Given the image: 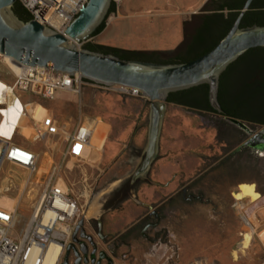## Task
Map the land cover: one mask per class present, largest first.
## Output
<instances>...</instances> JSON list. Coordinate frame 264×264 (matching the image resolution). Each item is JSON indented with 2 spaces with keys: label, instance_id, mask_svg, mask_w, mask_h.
Masks as SVG:
<instances>
[{
  "label": "rangeland",
  "instance_id": "374dc122",
  "mask_svg": "<svg viewBox=\"0 0 264 264\" xmlns=\"http://www.w3.org/2000/svg\"><path fill=\"white\" fill-rule=\"evenodd\" d=\"M202 1L189 7L188 0H119L105 27L132 26L136 42L174 46L171 39L176 34L184 39L185 23L203 13L209 0ZM98 36L76 45L102 44L106 38ZM181 43L159 57H176L184 49ZM13 77L9 62L0 55V78L9 82ZM89 91L83 89L64 103L15 91L26 109L14 142L36 151L40 168L32 176L12 163L0 169V185L5 175L10 176L8 168L32 180L24 189L10 178L5 182L8 189L3 194L21 197L14 234L25 227L51 164L60 161L68 146L63 137L43 138L39 132L48 121L61 126L63 112H70V132L89 122L107 126L101 140L93 141L89 132L87 143L70 148L59 182L80 196L84 211L97 199L100 212L85 219L84 229L111 264H263L264 149L244 144L251 134L217 113L167 103L156 158L144 177L136 176L129 184L146 146L148 101L105 89ZM246 124L253 133L264 129ZM103 217L111 231L103 229Z\"/></svg>",
  "mask_w": 264,
  "mask_h": 264
},
{
  "label": "water",
  "instance_id": "95a60500",
  "mask_svg": "<svg viewBox=\"0 0 264 264\" xmlns=\"http://www.w3.org/2000/svg\"><path fill=\"white\" fill-rule=\"evenodd\" d=\"M15 2L0 0V55L18 64L49 67L69 75L78 73L81 80L104 87H134L147 99L146 146L129 184L136 176L144 177L156 158L169 93L207 84L210 107L223 113L218 101L220 75L248 49L264 47V25L240 26L252 0H245L228 32L209 51L192 60L175 63L122 59L112 53L77 47L76 43L91 37L105 20L112 0H87L65 28V35L32 18L21 20L12 10ZM224 120L249 131L244 121L230 116H224ZM244 144L264 148V129L254 133ZM84 221V218L79 219L72 242L78 241L77 234L92 241V236L85 232ZM80 250L86 252V245ZM61 264H66L65 260Z\"/></svg>",
  "mask_w": 264,
  "mask_h": 264
},
{
  "label": "built area",
  "instance_id": "2783aa9c",
  "mask_svg": "<svg viewBox=\"0 0 264 264\" xmlns=\"http://www.w3.org/2000/svg\"><path fill=\"white\" fill-rule=\"evenodd\" d=\"M29 13L30 18L43 23L57 32L64 34L70 21L79 13L87 0H16ZM119 0H112L115 4ZM65 35V34H64ZM76 43V44H80ZM18 64V63H16ZM12 81L0 86V126L5 122V112L15 102L20 104V115L24 114L25 102L15 91H27L33 97L53 98L56 89H64L74 94H82L86 85L98 89L113 91L121 95L141 96L137 88L125 86L104 87L81 80L78 73L69 75L49 67L18 64ZM1 79V78H0ZM24 107V108H23ZM80 124L73 132H66L55 120L48 121L41 137L51 135L63 137L68 146L60 161L51 164L48 176L40 186L39 194L31 208L25 227L17 234V206L10 210L0 205V264H61L64 252L79 219L84 218V210L78 195L72 194L65 184H61V174L66 155L74 144L88 142L90 133ZM17 129L7 136L0 130V169L5 163L21 166L28 175L37 174L39 170L36 151L14 142ZM15 182V181H14ZM32 180L25 178L24 189ZM16 183V182H15ZM18 185V183H16ZM264 264V260H263Z\"/></svg>",
  "mask_w": 264,
  "mask_h": 264
},
{
  "label": "trees",
  "instance_id": "16d2710c",
  "mask_svg": "<svg viewBox=\"0 0 264 264\" xmlns=\"http://www.w3.org/2000/svg\"><path fill=\"white\" fill-rule=\"evenodd\" d=\"M244 2L245 0L206 1L201 9L203 13L193 15L190 21L185 23L184 39L179 45L184 46V49L178 52L176 57H159L167 54L166 51L128 50L89 42L84 43L82 47L112 53L122 59L159 63L186 62L209 51L228 32ZM12 10L21 20L30 18L28 11L18 1L13 4ZM114 10L115 4L112 2L107 16ZM105 20L91 36L104 28ZM251 25H264V0H252L250 7L244 12L240 26ZM230 76L232 77L229 78ZM207 93V84H200L169 93L167 102L217 113L210 107ZM218 101L223 110L221 116L264 125V47L248 49L220 75Z\"/></svg>",
  "mask_w": 264,
  "mask_h": 264
},
{
  "label": "crops",
  "instance_id": "0c3cea01",
  "mask_svg": "<svg viewBox=\"0 0 264 264\" xmlns=\"http://www.w3.org/2000/svg\"><path fill=\"white\" fill-rule=\"evenodd\" d=\"M188 1H189V3H188L189 7H193V6L197 5L198 3H200V4L203 3L202 0H188ZM99 33H100V36H98V37L100 39L106 38V40L101 41L102 45L105 44L106 46L118 47V48L128 49V50H137V51H168V50H172V49L176 48V46H178V44H180V42H182V38L180 37V35L176 34L171 39L172 43L175 42L174 46H171L168 44H166V45L162 44V46H161V45L157 44L154 47H152V46L148 45L147 43H139V42H136L134 39H132V36L134 35L133 34L134 28L132 26L121 27V26L115 25L113 23H111L110 25H106V27L104 25V28ZM99 33L94 35V36L99 35ZM113 33H115V35H113ZM84 90H86V92L88 93V92H90L89 90L96 91V90H98V88L91 86V85H86ZM74 95L75 94L69 90L56 89L53 99H55L57 101H61L62 103H64V101L68 102L71 99L73 100V98L75 97ZM73 119H74V117L72 116V114L70 112H63L61 120H62V123H66V127L63 126L62 123H61V127H63V129L66 132L68 131L67 128L70 129V126L73 125V122H72ZM80 122H83L81 117L79 118V123ZM68 125H70V126L68 127ZM106 128H107V126H106ZM68 132H70V131H68ZM134 144H137V142ZM69 156H70V154H69ZM80 159H82V158H80ZM66 166L67 165H65V168H67ZM62 168L64 171L65 170L64 167H62ZM95 208H96V210L94 213L91 214L92 216L89 215L88 217H86L84 214L85 219L95 218V216L97 214H99L100 204L97 202V199H96V207ZM99 216H101V214ZM109 223L110 222L108 221V219L106 217H103V219L101 220V224L103 225L104 230H106V231L110 230L111 231V229L109 227ZM120 232H122V230Z\"/></svg>",
  "mask_w": 264,
  "mask_h": 264
},
{
  "label": "bare ground",
  "instance_id": "6f19581e",
  "mask_svg": "<svg viewBox=\"0 0 264 264\" xmlns=\"http://www.w3.org/2000/svg\"><path fill=\"white\" fill-rule=\"evenodd\" d=\"M2 56L4 57V59L7 62H9V65H10L11 69L15 73L18 72L19 65L14 63L8 56H5V55H2ZM3 84H4V81L2 79H0V86L3 85ZM25 109L26 108H24V111H25ZM19 110H20V104L18 102H15L13 105H11L9 107V110L5 112V122L8 121L9 123L5 126L4 125V121H3L1 126H0L1 132L4 133L5 135H7V136L11 135L12 131L16 130L17 127L19 126V122L21 121L22 117H24V115H25V112H24L23 115H20ZM85 127H86L85 128L86 131H88V132H90L92 134V138H93L92 140L96 141V142L103 138L105 130H106V125H104L102 123L89 122L87 125H85ZM96 145H98V143ZM86 147H88V146H85V148ZM7 173L10 176H6L5 175L2 178V180H1L0 193L2 195H0V205L4 206V207H6V208H8L10 210H14L16 205H17V203H18V199L21 198V197L18 194L15 197L3 194L2 193L3 189L7 188L6 185H5V182H6L7 178H10L13 182L15 181L16 183H18L17 186L20 189H22L26 177H22V176L16 174L13 169H9V168L7 170ZM16 183H15V185H16ZM31 191H32V188L30 187L28 189V191H27V195L28 196H31ZM95 207H96V199H94L93 202L88 206L86 211H84L85 216L88 217L89 215L94 213L95 210H96Z\"/></svg>",
  "mask_w": 264,
  "mask_h": 264
},
{
  "label": "flooded vegetation",
  "instance_id": "af4514ba",
  "mask_svg": "<svg viewBox=\"0 0 264 264\" xmlns=\"http://www.w3.org/2000/svg\"><path fill=\"white\" fill-rule=\"evenodd\" d=\"M218 114L222 115L223 113H218ZM245 123H247V122H245ZM229 124H232V123H229ZM232 125H234V124H232ZM234 126H236V125H234ZM236 127H238V126H236ZM238 128H239V130H241V132L245 133L246 135L251 134V136H252L254 134L253 133L254 128H252V127L248 126V129L251 132L245 131L244 129H241L240 127H238ZM243 147H244V145L242 144L239 147V149L243 148ZM260 149H264V148H260ZM77 239H78V241L77 242H71L70 248L66 249L64 252L62 261L65 260L66 264H111L112 261H111L110 257L106 253H103L102 251L98 250V248H96V246H94L93 239H92V241L88 240L87 238L84 239V237H80L78 234H77ZM83 240H87L89 242V244L86 245L83 242ZM85 245H86L87 250H86V252H82L80 249L82 246L85 247ZM103 261H105V262H103Z\"/></svg>",
  "mask_w": 264,
  "mask_h": 264
}]
</instances>
